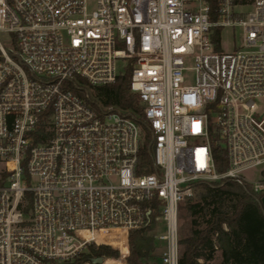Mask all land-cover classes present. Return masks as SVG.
Listing matches in <instances>:
<instances>
[{
    "label": "built area",
    "instance_id": "built-area-1",
    "mask_svg": "<svg viewBox=\"0 0 264 264\" xmlns=\"http://www.w3.org/2000/svg\"><path fill=\"white\" fill-rule=\"evenodd\" d=\"M127 68L141 120L92 100ZM255 168L264 0H0V264L71 263L112 229L128 248L148 225L178 264L179 205L200 182L262 191Z\"/></svg>",
    "mask_w": 264,
    "mask_h": 264
},
{
    "label": "trees",
    "instance_id": "trees-1",
    "mask_svg": "<svg viewBox=\"0 0 264 264\" xmlns=\"http://www.w3.org/2000/svg\"><path fill=\"white\" fill-rule=\"evenodd\" d=\"M216 31L218 34L219 29ZM92 100L110 111L134 115L141 120L142 105L139 95L130 89L129 68L120 72L113 82L93 87ZM213 156L217 170H223L225 150L213 145ZM197 186L196 195L178 207L185 208L188 217L186 232L181 235L178 229V264H209L217 252L219 264H264V207L260 203L264 190L254 192L249 186L243 188L229 179L213 185L200 182ZM153 204L151 215H156L159 209L156 201ZM120 235L119 229L94 235L116 248L119 255L108 245L91 244L81 258L66 264H80L99 256L107 257L110 264H125L127 252L126 264H148L150 260L160 264L156 253L160 246L155 240L153 225L130 230L128 248Z\"/></svg>",
    "mask_w": 264,
    "mask_h": 264
},
{
    "label": "rangeland",
    "instance_id": "rangeland-1",
    "mask_svg": "<svg viewBox=\"0 0 264 264\" xmlns=\"http://www.w3.org/2000/svg\"><path fill=\"white\" fill-rule=\"evenodd\" d=\"M238 30L234 31L235 37L231 38L230 34H231V29L229 28H224L222 31V48L224 49V51H228L231 49V40H234V42L237 44L238 43ZM191 65V64H190ZM193 80V74L192 72H190L187 76V81H192ZM260 168H255L254 170H249L246 172V177L249 179H257V178H264V169L261 171L260 174ZM195 200V199H193ZM264 207V206H263ZM187 212L185 208H180L179 209V213H178V229H179V233L182 235L184 232H186L187 229V223H188V217H187ZM161 230H163V224H161ZM112 248V247H111ZM114 249V248H113ZM160 248L156 251L157 254L160 253ZM200 262H202L201 260H199ZM220 263V256L219 253L217 252L215 254V258L209 263V264H219ZM84 264V263H82ZM85 264H90L89 262H86ZM101 264H110L108 262V259L105 258L103 260V262ZM148 264H153V261L150 260L148 262Z\"/></svg>",
    "mask_w": 264,
    "mask_h": 264
},
{
    "label": "water",
    "instance_id": "water-1",
    "mask_svg": "<svg viewBox=\"0 0 264 264\" xmlns=\"http://www.w3.org/2000/svg\"><path fill=\"white\" fill-rule=\"evenodd\" d=\"M103 262V257L99 256V257H94L91 259V263L92 264H100Z\"/></svg>",
    "mask_w": 264,
    "mask_h": 264
},
{
    "label": "crops",
    "instance_id": "crops-1",
    "mask_svg": "<svg viewBox=\"0 0 264 264\" xmlns=\"http://www.w3.org/2000/svg\"><path fill=\"white\" fill-rule=\"evenodd\" d=\"M260 203L262 206H264V195L260 198Z\"/></svg>",
    "mask_w": 264,
    "mask_h": 264
},
{
    "label": "bare ground",
    "instance_id": "bare-ground-1",
    "mask_svg": "<svg viewBox=\"0 0 264 264\" xmlns=\"http://www.w3.org/2000/svg\"><path fill=\"white\" fill-rule=\"evenodd\" d=\"M101 264V263H100Z\"/></svg>",
    "mask_w": 264,
    "mask_h": 264
}]
</instances>
